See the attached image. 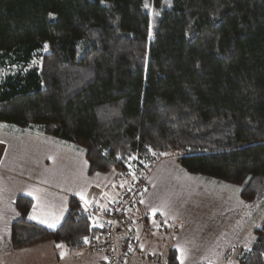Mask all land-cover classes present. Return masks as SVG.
Returning a JSON list of instances; mask_svg holds the SVG:
<instances>
[{"label": "trees", "instance_id": "1", "mask_svg": "<svg viewBox=\"0 0 264 264\" xmlns=\"http://www.w3.org/2000/svg\"><path fill=\"white\" fill-rule=\"evenodd\" d=\"M0 123L64 142L89 175L172 157L239 188L260 207L233 263L264 264V0H0ZM32 207L15 199L9 248L78 252L101 235L75 197L54 229Z\"/></svg>", "mask_w": 264, "mask_h": 264}, {"label": "rangeland", "instance_id": "2", "mask_svg": "<svg viewBox=\"0 0 264 264\" xmlns=\"http://www.w3.org/2000/svg\"><path fill=\"white\" fill-rule=\"evenodd\" d=\"M38 137L35 141L20 139L0 129V181L14 190L17 187L22 196L33 200V206L39 205L38 224H45L50 213L58 215L54 203L61 204L66 195L85 197L94 186L88 196L94 198L95 204L108 202L116 194L113 188L107 190L108 185H114L115 172L88 176L83 154L70 146L66 149V144L60 140ZM131 169L124 177L127 182ZM150 172L148 188L141 201L148 224L141 231L138 250L128 264H164L170 249L175 250L179 264H234L238 250L248 246L252 238L259 203L243 207L238 197L239 188L189 174L172 157L161 159ZM18 178L25 180L15 182ZM118 179L122 181L123 177ZM26 185L29 186L27 191ZM50 198L54 203L48 207ZM155 219L161 220L162 225ZM7 240L5 237L0 241V261L10 251ZM82 251L88 253L86 247ZM9 258L7 264H11ZM56 259L58 264L63 262L61 257Z\"/></svg>", "mask_w": 264, "mask_h": 264}, {"label": "built area", "instance_id": "3", "mask_svg": "<svg viewBox=\"0 0 264 264\" xmlns=\"http://www.w3.org/2000/svg\"><path fill=\"white\" fill-rule=\"evenodd\" d=\"M153 166L155 164L144 170L132 168L126 188L104 207L82 206L92 226L101 231L98 239L88 242L86 250L98 255L102 264H128L137 252L139 235L148 224L141 201ZM155 220L162 225L161 220Z\"/></svg>", "mask_w": 264, "mask_h": 264}, {"label": "crops", "instance_id": "4", "mask_svg": "<svg viewBox=\"0 0 264 264\" xmlns=\"http://www.w3.org/2000/svg\"><path fill=\"white\" fill-rule=\"evenodd\" d=\"M4 127L5 125L3 123H0V129H4ZM17 138H20V139L32 138L33 141L39 139L38 136L30 135L29 133H25L22 136L17 137ZM66 146H67L66 147L67 149L68 145ZM86 172H87V168H86ZM88 176L90 175L88 174ZM120 177H123L122 181L118 179ZM124 177L126 176H120L118 174L112 177L114 179V185H111V186L108 185L107 190L113 188L116 191V194L112 196V198L108 202L113 200L121 191H123L126 188L128 182L127 180H125ZM97 178H98L97 180H99L100 177H97ZM24 180L25 179L23 178H18L17 181L15 182H23ZM33 183L36 184V182H33ZM38 184L41 185L40 183ZM15 185L17 186L18 184H14V186ZM28 187L29 186L25 188V191L28 190ZM94 189H95L94 186H92L85 197L81 196L82 194H69V195H72L70 197L69 195H66L63 199H61V204L60 203L55 204L54 200L50 198L49 201L47 202L48 207L53 206V203H54V208L59 210L58 215L54 216L52 213H50L48 217H46V220H45L46 222H44L45 224H40V225L46 228H49V229L56 228L62 221L63 217L65 216L68 201L72 197H75L76 199L82 201V203L88 205L90 208L104 207L108 202L99 201L93 204V202L95 201L94 198L88 196L90 192L94 191ZM31 190H35V189L32 188ZM21 195H24V194L19 192V189L17 187H16V190H14L11 187V185L9 186L5 184V182H3L2 180L0 181V230H3L4 226L8 225L11 221L15 220L16 213L14 211L13 204H14L15 199ZM89 200L91 201V203H89ZM38 207H39L38 204L33 206L28 216L29 220L35 223H40L39 218H38V213H39ZM49 223L54 224L55 227H49L48 226ZM159 235L162 236V238L164 236L162 233H159ZM39 246H43V247H39ZM5 256L6 258L1 257L0 264H7V257L9 258V256H10L9 259L11 261V264H41V263L58 264L55 261H57L56 258H60V257L63 258V262H60L59 264H101L100 258L95 257V254H88L83 251H79L75 253L69 252L63 245L52 244V243L37 245V246H33L30 248L21 249V250H14L10 248V251L8 252L7 255L5 254Z\"/></svg>", "mask_w": 264, "mask_h": 264}, {"label": "snow or ice", "instance_id": "5", "mask_svg": "<svg viewBox=\"0 0 264 264\" xmlns=\"http://www.w3.org/2000/svg\"><path fill=\"white\" fill-rule=\"evenodd\" d=\"M48 226H49V227H55L54 224H49ZM85 242H87V238H85Z\"/></svg>", "mask_w": 264, "mask_h": 264}]
</instances>
